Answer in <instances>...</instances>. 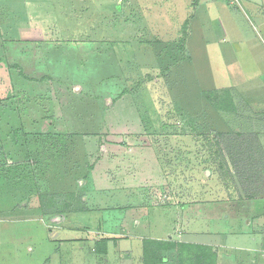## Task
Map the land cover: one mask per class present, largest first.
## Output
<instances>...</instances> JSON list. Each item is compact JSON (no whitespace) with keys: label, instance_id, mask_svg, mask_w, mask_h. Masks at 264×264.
Segmentation results:
<instances>
[{"label":"rangeland","instance_id":"374dc122","mask_svg":"<svg viewBox=\"0 0 264 264\" xmlns=\"http://www.w3.org/2000/svg\"><path fill=\"white\" fill-rule=\"evenodd\" d=\"M239 3L59 0V18L48 25L4 15L0 172L11 166L29 174L35 193L83 192L88 219H120V236L149 231L165 238L168 230L169 238L182 241V205L214 199L218 214L231 219L209 227L249 233L235 238L236 247L258 251L264 244V106L252 102L264 103V0ZM42 25L75 44L41 57L33 51L40 47L30 51L16 40ZM10 118L22 129L4 130ZM217 132L233 139L225 136L210 153L207 138ZM247 133L256 138L247 141ZM28 139L40 144L22 154ZM222 158L239 167L229 163L231 182L220 179ZM20 198L16 193L8 203ZM123 256L118 264L135 262ZM255 259L264 264L259 253ZM167 260L175 264L174 257Z\"/></svg>","mask_w":264,"mask_h":264},{"label":"crops","instance_id":"0c3cea01","mask_svg":"<svg viewBox=\"0 0 264 264\" xmlns=\"http://www.w3.org/2000/svg\"><path fill=\"white\" fill-rule=\"evenodd\" d=\"M20 1L21 3L15 5L13 0H0V20L5 18L11 22L33 20L37 22L45 19L48 20L45 22L48 25L49 21L59 18L57 12L60 13L62 10L60 6L56 5L59 0ZM135 11L141 13L140 10ZM192 15L193 13L189 15V19L193 17ZM46 25H42L41 29H34L36 31H22L16 40L23 41L22 46H29L30 51L40 47L39 50L34 49L33 51L41 57L44 54L40 53L45 51L48 53L66 51L65 45L72 47L75 44L70 39L59 40L60 38L57 37L63 35L59 29L43 30L42 28H45ZM2 31L4 32L1 30L0 34ZM45 35L50 36L46 38ZM260 105L264 106V103L257 105L252 102L254 108ZM7 122L4 129L6 131L13 132L14 128L22 129L12 118ZM23 126H25V130H28L25 124ZM27 142L30 144L21 147L22 154L26 151L29 154L31 149H34L35 146L37 148L40 144L39 141L32 139H28ZM23 168L21 166V170ZM31 178H29V174L13 172L11 166L5 172H0V196L3 197V199L0 198V264H61L62 259H68L69 264H99L103 261H106L104 264H108L109 261L118 264L120 255L123 256V254H127L131 258V262L135 261L132 264H141V239L143 236H120V219L116 222L94 217V221L91 222L87 217L90 213L88 210L44 215L38 200L33 197L29 198L30 194H33L30 192L31 188L34 187ZM30 186L32 187L30 188ZM16 193L21 197L20 202L15 205L8 203L9 197ZM189 203H185L181 207L182 242L209 248L216 255L215 264H257L255 258L258 253L260 257L264 258L263 242L259 243L258 251L250 250L248 247L242 249L236 247L240 242L236 243L235 238H246L249 233L220 231L215 227H209V225L215 226L217 223L223 222L224 219L230 218V216L222 217L218 214L219 202L208 198L197 199L195 203ZM29 212L38 213L32 218L28 215ZM17 230L22 232V237L14 233ZM165 233L166 237L164 238L155 236L154 233L151 234L148 231V236L145 237L169 238V231L166 230ZM226 235L227 239L225 240ZM171 236L173 237V234ZM221 237L224 238L223 242H220ZM102 239H107L105 246L98 242ZM96 243H99L98 249H96ZM231 250H243L244 253L237 255ZM249 251L255 253L250 256Z\"/></svg>","mask_w":264,"mask_h":264},{"label":"trees","instance_id":"16d2710c","mask_svg":"<svg viewBox=\"0 0 264 264\" xmlns=\"http://www.w3.org/2000/svg\"><path fill=\"white\" fill-rule=\"evenodd\" d=\"M188 21H185L187 27ZM188 34V33H187ZM212 94V93H211ZM210 97H208L209 99ZM6 107H9L6 112L8 114H13V109L11 105L7 103ZM16 112V111H15ZM8 115V116H10ZM227 135H230L227 134ZM223 132L215 133V136L210 134L207 138L212 142L209 143V151L210 153L218 152V145L223 142L225 136H227ZM240 135V134H239ZM231 136V135H230ZM251 136H256L252 133H247L242 136L245 139L251 140ZM233 136H231V139ZM242 138V139H243ZM255 140V139H254ZM214 142V144H213ZM234 143L235 141L232 140ZM211 144V145H210ZM216 144V146H214ZM260 148V146H259ZM229 163L233 168H237L235 161L228 162L223 158L222 160L217 162V171L220 175V179L223 182H231V172L229 170ZM239 168V167H238ZM237 168V169H238ZM263 169H261L262 171ZM262 174V173H261ZM226 186L228 185L227 183ZM33 194H30L29 198L33 197L38 200L40 207H42V213L44 215H54V214H64L68 212L74 211H84L85 200L83 197L85 194L83 192L71 191V192H59V193H49V194H40L35 193L34 191H30ZM61 207L57 206L60 205ZM47 206H51L50 209H46ZM57 206V207H56ZM107 239H102L100 245L105 246V242ZM96 243V249L97 245ZM104 251V249H102ZM166 253H169L168 255ZM174 257L175 264H215L216 263V255L207 247L198 245V244H190L182 241H178L171 238L166 239H156L150 237H143L141 239V264H167L169 257Z\"/></svg>","mask_w":264,"mask_h":264},{"label":"built area","instance_id":"2783aa9c","mask_svg":"<svg viewBox=\"0 0 264 264\" xmlns=\"http://www.w3.org/2000/svg\"><path fill=\"white\" fill-rule=\"evenodd\" d=\"M225 1H228L232 5H239L240 4L239 3L240 0H225Z\"/></svg>","mask_w":264,"mask_h":264}]
</instances>
